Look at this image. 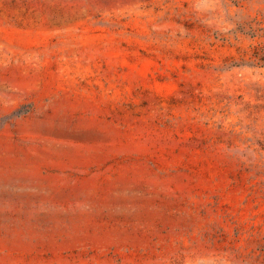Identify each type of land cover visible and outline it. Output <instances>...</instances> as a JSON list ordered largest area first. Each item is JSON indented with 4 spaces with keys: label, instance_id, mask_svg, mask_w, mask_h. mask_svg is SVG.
Segmentation results:
<instances>
[{
    "label": "rangeland",
    "instance_id": "rangeland-1",
    "mask_svg": "<svg viewBox=\"0 0 264 264\" xmlns=\"http://www.w3.org/2000/svg\"><path fill=\"white\" fill-rule=\"evenodd\" d=\"M0 264H264V0H0Z\"/></svg>",
    "mask_w": 264,
    "mask_h": 264
}]
</instances>
